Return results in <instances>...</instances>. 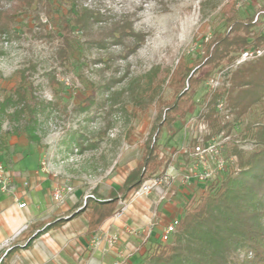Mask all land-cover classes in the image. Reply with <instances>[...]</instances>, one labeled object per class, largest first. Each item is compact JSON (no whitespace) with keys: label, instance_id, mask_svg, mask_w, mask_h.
<instances>
[{"label":"rangeland","instance_id":"rangeland-1","mask_svg":"<svg viewBox=\"0 0 264 264\" xmlns=\"http://www.w3.org/2000/svg\"><path fill=\"white\" fill-rule=\"evenodd\" d=\"M84 3L99 11L104 20L94 24L96 32L92 39L77 34L80 44L66 67L55 58L58 41L35 38L27 31L33 26L32 20L24 14L19 19L17 36L0 40V92L13 88L16 73L29 68L26 73L35 95L48 105L39 116L38 132L43 146H47L49 137L63 145L70 143L76 153L85 156L81 169L89 183L95 185V180L111 176L119 183L132 162L141 159L143 145L157 124L160 111L172 103L175 88L171 76L179 63L184 62L192 70L190 75L194 73L199 82L194 87L187 84L192 99L186 114L162 129L158 144L159 156L164 154L163 166H180V149L196 143L199 137L207 140L216 136L227 168L238 172L234 148L245 152L257 148L252 137L255 129L248 132L247 126L264 120V97L242 116L223 98L216 106L214 121L205 118L206 105L214 92L226 93L232 72L238 66L255 60L237 65L242 51L264 49V44L248 46L236 53L233 61L224 58L217 67L205 62L208 47L215 38L230 31L229 20L245 22L253 17L254 31L264 30V0H84ZM258 15L259 20L255 21ZM115 22L127 27L126 30L133 26L134 31L144 33V39L138 41L127 31L110 33L107 27ZM50 27L58 30L56 22ZM135 43L138 45L130 50ZM144 94L146 104L138 106ZM133 110L135 117L131 114ZM14 127L7 120L2 123V130L12 133L8 145L16 150L15 154L26 152L29 145L35 148V144L15 133ZM1 163L10 165L7 159ZM111 167L112 171L105 176ZM202 194L185 200L179 219ZM171 241L172 237L168 242ZM160 243L158 239L142 244L134 253L130 250L117 257L112 264H139Z\"/></svg>","mask_w":264,"mask_h":264},{"label":"trees","instance_id":"trees-1","mask_svg":"<svg viewBox=\"0 0 264 264\" xmlns=\"http://www.w3.org/2000/svg\"><path fill=\"white\" fill-rule=\"evenodd\" d=\"M23 14L32 20L33 26L27 31L35 38L58 41L55 58L65 67L78 50L80 41L77 34L83 33L92 39L96 32L94 24L104 20L103 15L86 5L84 0H0V40L17 36L19 19ZM54 22L57 31L50 27ZM229 23L230 31L215 38L208 47L206 64L217 67L224 58L233 61L235 54L248 46L264 44V32L254 31L256 23L253 17L245 22L229 20ZM126 28L115 22L107 30L110 33L127 31L138 41L144 39V33L134 31L133 26ZM83 43L86 45L88 40ZM27 69L16 73L17 82L13 88L0 92V152L10 147L8 139L12 133L2 130L5 120L15 125L14 132L23 135L30 143L38 147L43 145L42 135L38 132L39 116L45 113L48 105L35 95ZM191 72L184 62L174 70L171 76L174 99L163 112L160 111L158 122L143 145L141 159L123 185L112 189L106 199L94 194L96 198H88L83 209L71 217L87 212L89 234H94L115 213L120 197L127 199L146 177L157 173L163 166L158 140L164 127L187 112L192 99L186 89L187 84L194 87L199 82L194 73L190 75ZM230 81L231 86L226 93L214 92L207 102L208 112L204 116L209 121L215 120L216 106L223 98L238 116L263 99L264 56L238 66ZM137 103L141 107L146 104L145 94ZM131 114L137 115L134 110ZM247 129L248 132L255 129L252 137L257 148L252 152L234 148L238 172L228 167L220 176L205 183L206 191L179 219L172 241L158 244L139 264H264V120L247 126ZM64 222L65 219H59L44 224V229L26 246L43 232L59 228ZM17 249L10 248L0 264H4Z\"/></svg>","mask_w":264,"mask_h":264},{"label":"crops","instance_id":"crops-1","mask_svg":"<svg viewBox=\"0 0 264 264\" xmlns=\"http://www.w3.org/2000/svg\"><path fill=\"white\" fill-rule=\"evenodd\" d=\"M45 145H35V148L29 145L22 154H15L16 150L11 147L0 152V162L7 159L8 168L15 173L10 189L0 190V263L8 247H17L4 264H112L117 257L130 250L134 253L142 244L161 241L165 226L182 215L185 200L204 191V184L195 181L187 184L177 181L165 187L164 197L163 191L132 196L133 191L127 199H119L115 213L122 207L121 201L127 206L121 218L114 213L94 234H89L87 212L71 217L83 209L88 198H96L94 194L108 198L112 189L123 185L140 160L132 162L119 183L116 184V177L111 176L92 185L81 169L85 156L76 153L73 145L53 142L51 137ZM59 158L64 160L63 164ZM181 158V165L173 166L179 170L187 164L186 156ZM48 159L56 165L53 172L42 167V162ZM111 171L112 167L107 169L105 176ZM24 181H29V186H25ZM57 185L73 189L61 204L55 202L52 195ZM22 203H26V207L20 208ZM59 219H65L61 227L43 232L26 246L44 229V224ZM113 235L119 239L110 247L107 239Z\"/></svg>","mask_w":264,"mask_h":264},{"label":"built area","instance_id":"built-area-1","mask_svg":"<svg viewBox=\"0 0 264 264\" xmlns=\"http://www.w3.org/2000/svg\"><path fill=\"white\" fill-rule=\"evenodd\" d=\"M259 20V15L256 16L255 21ZM264 32V30H263ZM264 55V49L262 47L248 48L242 51L240 59L237 61V65L247 60L259 58ZM223 104L219 105L221 109ZM223 135V134H222ZM198 137H196L197 139ZM196 143H188L182 149L178 151L181 156H186L187 164L185 168L177 169L171 165H164L162 169L157 173L145 178L141 186L136 189L132 196L149 195L154 191H163V197L167 194L165 187H169L171 184L181 181L185 184L191 181L199 183H207L214 180L227 170V160L222 154L221 144L216 136L205 140L203 137H199ZM164 156V154H163ZM161 155L160 157L163 158ZM60 164L64 163L63 159L59 158ZM42 167L49 172H53L56 165L52 162V159L44 160ZM15 173L8 168L4 163L0 162V190L8 191L14 181ZM101 182V179L95 180L93 183L96 185ZM25 186H29V181H24ZM72 187L66 185H57L53 190V199L57 203H63L66 198L72 194ZM122 207L115 213V217L121 218L126 211V205L124 201H121ZM20 208L26 207V203L19 205ZM179 224V218L173 219L168 223L162 233L161 241L168 242L171 237L177 231ZM119 237L113 235L107 239L110 247H113L118 242ZM98 244V241L95 243ZM9 246V242L6 244ZM10 248L8 247L6 252Z\"/></svg>","mask_w":264,"mask_h":264}]
</instances>
